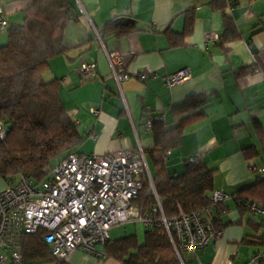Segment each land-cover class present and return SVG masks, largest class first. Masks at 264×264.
<instances>
[{
    "label": "crops",
    "instance_id": "crops-1",
    "mask_svg": "<svg viewBox=\"0 0 264 264\" xmlns=\"http://www.w3.org/2000/svg\"><path fill=\"white\" fill-rule=\"evenodd\" d=\"M69 1L78 12V19L70 22L64 35L69 50L50 60L44 79L58 81L59 95L83 140L76 151L101 155L141 148L152 179L157 175L163 179L181 175L185 162L201 155V163L217 172L214 191L238 194L256 183L248 164L263 165L264 155L246 161L242 150L259 147L253 119L264 127V0H236V6L229 4L225 10L213 9V0ZM0 5L8 22L5 29L0 28L2 47L8 42L9 28L23 23L30 0H0ZM190 8H195L194 31L185 46L171 48L165 30L171 24L175 33H182V13ZM224 15L235 20L240 36L225 44L229 52L219 46ZM114 20L131 21L137 30L124 38L102 37L105 24ZM207 34L218 38L209 41ZM107 51L125 55V69L131 77L120 86L112 76ZM86 63L95 64V76L82 81L80 68ZM241 67H251L254 72L236 76L235 71ZM180 70H186L188 78L167 87L165 78ZM144 71L151 76L140 78ZM213 93L206 119L184 131L178 148L156 154L155 158L163 162V169L157 167L146 153L153 148L154 137L152 129L144 127L145 121L163 114L168 127H175L172 105L190 95ZM92 109L99 113L94 114ZM89 131L98 138L91 139ZM149 161L154 165V174ZM142 179L147 182L148 174ZM224 206V214H214L221 221L222 235L195 255H187L186 264H252V255L264 251L243 242L248 235L264 232L261 226L260 232H255L253 224L260 225L259 219L243 212L234 201ZM101 251L105 254L104 249ZM103 258L77 250L66 262L120 264Z\"/></svg>",
    "mask_w": 264,
    "mask_h": 264
},
{
    "label": "trees",
    "instance_id": "trees-1",
    "mask_svg": "<svg viewBox=\"0 0 264 264\" xmlns=\"http://www.w3.org/2000/svg\"><path fill=\"white\" fill-rule=\"evenodd\" d=\"M231 2L233 6L237 5L236 0H213L210 6L215 10H225ZM182 15L185 17L182 33H175L171 24L165 30L171 48L185 46L187 37L194 31L195 8L187 9ZM77 19L78 12L69 0H30L24 11L23 23L8 30V42L0 47V119H6L11 128L0 141V179L15 180L25 176L41 183L49 178L48 168L58 157L76 151L83 142L75 120L59 95L58 81L44 79L50 60L69 50L64 45V35L70 22ZM222 24L219 46L229 52L225 44L239 40L240 36L231 16L224 15ZM136 30L137 26L131 21L114 20L105 24L101 35L124 38ZM261 70L264 74V68ZM252 72L251 67H241L235 74L243 76ZM214 94L190 95L172 105L170 111L177 123L175 127H168L166 122L154 123V146L146 153L154 159L157 167L163 169V162L155 158L156 154L178 148L184 131L206 119V108ZM252 123L259 147L253 145L242 150L246 161L264 155V127L257 120L253 119ZM216 173L201 161L187 160L181 175L166 179L155 176L153 183L164 215L172 218L180 211L187 214L203 212L210 205L208 197L214 191ZM234 195L264 206V179H256L254 185ZM155 202L149 183L145 181L135 204L145 210ZM224 205L216 208L215 213L218 211L219 216L227 210ZM212 221L217 229H221L219 218L212 215ZM253 226L259 233L260 225ZM43 235L44 232H40L23 238L25 264L55 263ZM243 242L264 249V232L260 236L248 235ZM103 249V259H113L120 264H186L180 261L167 232L160 227L147 228L143 243L131 234L110 238Z\"/></svg>",
    "mask_w": 264,
    "mask_h": 264
},
{
    "label": "built area",
    "instance_id": "built-area-1",
    "mask_svg": "<svg viewBox=\"0 0 264 264\" xmlns=\"http://www.w3.org/2000/svg\"><path fill=\"white\" fill-rule=\"evenodd\" d=\"M7 26L5 10L0 5V28L5 29ZM206 38L210 41L218 37L207 34ZM106 57L118 86L130 79L131 74L125 69L124 54L107 51ZM80 75L82 81L95 76V64H83ZM149 76V71L139 74L140 78ZM187 78L188 72L180 70L165 78V85L172 88ZM92 112L98 114L99 110L92 109ZM163 122L164 115H154L145 121L144 127L150 130L154 123ZM10 128L11 124L1 118L0 141L8 135ZM88 135L93 140L98 138L94 131H89ZM200 160L201 155L188 159L189 162ZM248 168L256 179H264V164L250 162ZM48 171L49 178L41 183L25 176L15 180L1 179L6 186L0 188V264H25L23 238L40 232H44V242L55 264L67 261L77 250L101 258L105 255L101 248L111 238L113 228L132 222H141L148 229H164L176 255L184 263L187 255H195L222 235V230L213 224L212 215L218 205L229 201H234L237 207L257 217L264 231L262 204L218 190L209 195L210 205L203 212L187 214L180 211L178 215L167 218L141 148L101 155L72 151L58 157ZM146 174L156 202L143 210L135 201L144 187L142 177ZM263 262L264 251L252 255V264Z\"/></svg>",
    "mask_w": 264,
    "mask_h": 264
},
{
    "label": "rangeland",
    "instance_id": "rangeland-1",
    "mask_svg": "<svg viewBox=\"0 0 264 264\" xmlns=\"http://www.w3.org/2000/svg\"><path fill=\"white\" fill-rule=\"evenodd\" d=\"M150 170L152 174H154V165L151 161L148 162ZM143 178V177H142ZM6 184L4 182V185L0 182V188L5 187ZM146 231L145 225L141 222L138 223H127L124 225H119L110 232V237L113 239L122 238L127 235L134 234L138 237L140 243H143L144 240V233ZM46 264H55V263H46Z\"/></svg>",
    "mask_w": 264,
    "mask_h": 264
}]
</instances>
